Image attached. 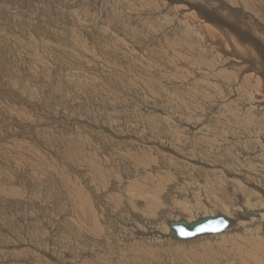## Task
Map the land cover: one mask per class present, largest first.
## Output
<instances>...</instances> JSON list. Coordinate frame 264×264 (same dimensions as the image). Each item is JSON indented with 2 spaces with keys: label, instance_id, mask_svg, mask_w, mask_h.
Returning <instances> with one entry per match:
<instances>
[{
  "label": "rangeland",
  "instance_id": "rangeland-1",
  "mask_svg": "<svg viewBox=\"0 0 264 264\" xmlns=\"http://www.w3.org/2000/svg\"><path fill=\"white\" fill-rule=\"evenodd\" d=\"M200 1L0 0V264H264V222L164 241L264 207L250 32L212 20L264 0Z\"/></svg>",
  "mask_w": 264,
  "mask_h": 264
},
{
  "label": "bare ground",
  "instance_id": "bare-ground-1",
  "mask_svg": "<svg viewBox=\"0 0 264 264\" xmlns=\"http://www.w3.org/2000/svg\"><path fill=\"white\" fill-rule=\"evenodd\" d=\"M202 2H203L202 0L200 2H194V4H192V5L194 7H196L197 9H201L205 5H207L205 3V5L203 4V6H199V3H202ZM195 3L197 4V6H196ZM244 4L247 5V3H244ZM244 4H243L244 8H247V6H245ZM222 6H223V4H222ZM216 7H218V6H216ZM228 7L227 8L221 7V10L222 11L223 10L226 11V10L229 9ZM213 8H215V7H213ZM254 8H257V9H254ZM254 8H253V10L256 11V12L249 16V21L247 20V18L245 16L244 9L242 7H241V9H243L242 10L243 14H242V16L239 19L237 18V15H235L236 17L233 16V14H234L233 11L236 10V12L238 13V9H236L234 7V9H230L227 12V13H230V14L224 13V14L221 15L222 18L226 17L225 19H228L229 20L228 22H224L221 19H214V18L212 20H214L216 22L215 26L217 28L218 27L222 28V29H220L222 32H225V30H227L226 25L228 26L231 23L233 24L235 22H236L235 24L245 28L244 23H243V19L246 20V23H245L246 24V28L245 29L249 30V32H250L249 40H250V46H251V54H250V56L248 58V60L250 62V64L248 62V64L250 65L249 66L250 68H248V69H250L249 70L250 73L248 75V78H249L248 81H249L250 86L252 87L251 104L250 105L248 104L249 105L248 106V114L249 115L253 114L252 116H255V117L259 114V115L263 116V119H264V3H263V5L261 4L260 7L255 6ZM218 9H219V7H218ZM250 10H251V7H250ZM218 13H216V16H219ZM240 13H239V15H240ZM235 18H237V19H235ZM223 29H225V30H223ZM229 29H231V27H229ZM228 38H229L228 41L231 42L230 37H228ZM226 39H227V37H226ZM256 118H257V123H262L263 120L261 118H259V119H258V117H256ZM253 119L254 118H251L249 121H250V123L252 125V132H253L254 136L257 135L258 137H261V139L264 138V125H262L261 127L258 128V125H256L255 122L252 121ZM262 156L263 155H260V158H257V155H256V156L252 157L251 160H250L251 163L254 165V168L257 169V173L258 174L253 175L252 178L255 181L258 182L257 188L260 189V191H262L263 188H264V159H262ZM257 199H256V201H257ZM169 206H170V204H169ZM222 215H224V214H217V215H214V216H205V217L199 218L197 220H194L192 222H188L187 220L185 221V220H182V219L181 220L184 221L185 223H187L188 225H192L193 223H196L200 219L216 217V216H222ZM224 216H226V215H224ZM227 218L231 221V225L226 230H223V231L217 232V233H213V234H209V235L205 234L204 236H200L199 235V236L194 238L195 241L203 239V238H214L217 235L219 236V234H222L224 232L226 233V232H229V231H233L234 234H238L239 233L238 229L242 228L240 226L246 224L247 222H254L257 225H262L263 222H264V207H256L252 211H249V210L243 208L240 211H237V217H235V219L232 220L230 217H227ZM237 219H239L242 222L236 221ZM170 222H167V223H170ZM155 227H157V225H155ZM155 236H156V234H155ZM164 241L165 242L167 241V242L186 243V242H183V241H173L172 239L169 238V234H167V237L165 236ZM186 241L189 242V241H192V240L190 239V240H186ZM253 252L256 253L255 251H253ZM256 257L257 256L253 257V261H254L255 264H259V260H257Z\"/></svg>",
  "mask_w": 264,
  "mask_h": 264
},
{
  "label": "water",
  "instance_id": "water-1",
  "mask_svg": "<svg viewBox=\"0 0 264 264\" xmlns=\"http://www.w3.org/2000/svg\"><path fill=\"white\" fill-rule=\"evenodd\" d=\"M231 225V221L224 215L204 218L192 225H188L182 220L168 223L169 236L176 241L193 240L197 236L213 234L226 230ZM181 229L184 233L182 234Z\"/></svg>",
  "mask_w": 264,
  "mask_h": 264
},
{
  "label": "snow or ice",
  "instance_id": "snow-or-ice-1",
  "mask_svg": "<svg viewBox=\"0 0 264 264\" xmlns=\"http://www.w3.org/2000/svg\"><path fill=\"white\" fill-rule=\"evenodd\" d=\"M181 232H182V234H187V233H184L182 229H181Z\"/></svg>",
  "mask_w": 264,
  "mask_h": 264
},
{
  "label": "crops",
  "instance_id": "crops-1",
  "mask_svg": "<svg viewBox=\"0 0 264 264\" xmlns=\"http://www.w3.org/2000/svg\"><path fill=\"white\" fill-rule=\"evenodd\" d=\"M94 253V255H95V252H93Z\"/></svg>",
  "mask_w": 264,
  "mask_h": 264
}]
</instances>
